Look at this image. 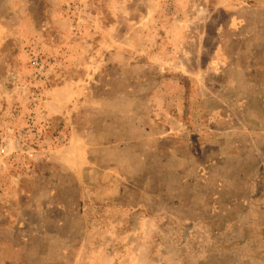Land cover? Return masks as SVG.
I'll return each mask as SVG.
<instances>
[{
	"label": "rangeland",
	"instance_id": "obj_1",
	"mask_svg": "<svg viewBox=\"0 0 264 264\" xmlns=\"http://www.w3.org/2000/svg\"><path fill=\"white\" fill-rule=\"evenodd\" d=\"M0 148V264H264V0H0Z\"/></svg>",
	"mask_w": 264,
	"mask_h": 264
},
{
	"label": "crops",
	"instance_id": "obj_2",
	"mask_svg": "<svg viewBox=\"0 0 264 264\" xmlns=\"http://www.w3.org/2000/svg\"><path fill=\"white\" fill-rule=\"evenodd\" d=\"M229 61V63H227L225 61V63H222V61L216 63L217 61H219V59L214 60L216 66L218 67H222V69H225L224 72L228 74V76L225 78L226 82L230 83L233 82L234 84L236 82L241 83L242 80H246V75L245 73H243V68L244 65L239 63L237 60L235 59H226ZM243 71V72H242ZM241 97H235V102L234 104H236V106H241L244 105L245 103L241 102ZM239 103V104H238ZM216 114V113H215ZM218 115V114H216Z\"/></svg>",
	"mask_w": 264,
	"mask_h": 264
},
{
	"label": "built area",
	"instance_id": "obj_3",
	"mask_svg": "<svg viewBox=\"0 0 264 264\" xmlns=\"http://www.w3.org/2000/svg\"><path fill=\"white\" fill-rule=\"evenodd\" d=\"M39 62H38V60H36V59H34L33 61H32V64H34V65H36V64H38ZM4 152V148H0V153H3Z\"/></svg>",
	"mask_w": 264,
	"mask_h": 264
}]
</instances>
